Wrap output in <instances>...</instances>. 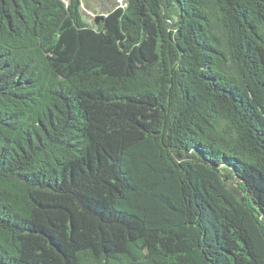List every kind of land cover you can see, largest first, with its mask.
Wrapping results in <instances>:
<instances>
[{
    "label": "trees",
    "instance_id": "16d2710c",
    "mask_svg": "<svg viewBox=\"0 0 264 264\" xmlns=\"http://www.w3.org/2000/svg\"><path fill=\"white\" fill-rule=\"evenodd\" d=\"M0 264H264V0H0Z\"/></svg>",
    "mask_w": 264,
    "mask_h": 264
},
{
    "label": "rangeland",
    "instance_id": "374dc122",
    "mask_svg": "<svg viewBox=\"0 0 264 264\" xmlns=\"http://www.w3.org/2000/svg\"><path fill=\"white\" fill-rule=\"evenodd\" d=\"M86 18L90 23H94L98 15L107 13L112 9L114 2L124 3L125 0H81Z\"/></svg>",
    "mask_w": 264,
    "mask_h": 264
},
{
    "label": "water",
    "instance_id": "95a60500",
    "mask_svg": "<svg viewBox=\"0 0 264 264\" xmlns=\"http://www.w3.org/2000/svg\"><path fill=\"white\" fill-rule=\"evenodd\" d=\"M96 21L98 22V19Z\"/></svg>",
    "mask_w": 264,
    "mask_h": 264
}]
</instances>
